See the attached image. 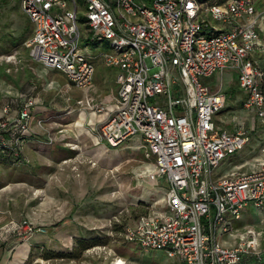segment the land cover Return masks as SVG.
Wrapping results in <instances>:
<instances>
[{"label":"built area","instance_id":"built-area-1","mask_svg":"<svg viewBox=\"0 0 264 264\" xmlns=\"http://www.w3.org/2000/svg\"><path fill=\"white\" fill-rule=\"evenodd\" d=\"M81 1L20 0L32 25L24 45L32 61L79 89L93 86L97 60L116 69L118 106L101 122L99 140L116 148L141 136L144 158L155 167L149 177L165 189L166 207L126 225L125 240L180 264L260 261L261 232L248 228L238 235L235 225L247 207L264 209V145L254 169L241 172L236 165L216 175L251 137L242 121L229 131L219 126L226 95L200 81L235 72L245 94L241 108L264 124V72L251 58L260 40L255 0ZM80 21L91 42L109 41L108 51L97 57L81 52ZM42 104L33 87L0 91V166H24L27 148L52 144L50 135L39 136L43 119L32 125ZM79 104L107 111L93 99ZM21 226L31 235L42 231L28 221ZM227 235L238 244L223 245Z\"/></svg>","mask_w":264,"mask_h":264},{"label":"rangeland","instance_id":"rangeland-1","mask_svg":"<svg viewBox=\"0 0 264 264\" xmlns=\"http://www.w3.org/2000/svg\"><path fill=\"white\" fill-rule=\"evenodd\" d=\"M82 16L85 8L80 11ZM79 26L83 54L97 57L109 50L108 40L91 42L85 23L80 21ZM9 32L16 37L23 33L25 40L32 35L20 0H8L0 6V91L8 84L20 93L33 87L43 104L35 110L32 125L43 119L44 130H39V136L46 139L50 135L53 142L27 148L29 163L24 166H0V257L8 245L30 243L35 234L42 235L37 245L65 251H72L74 239L84 235L100 238L105 245L93 247L74 260H45L39 251L40 257L31 255L26 264H180L162 251L142 249L124 238L126 225L166 208L165 189L149 177L155 167L144 158L141 136L116 148L107 147L99 140V127L92 129L91 115L95 111L79 104L88 98L96 104L112 100L116 96V69L97 60L93 86L73 87L61 73L33 62L24 44L12 47L4 42ZM200 81L226 95V106L216 116L219 126L229 131L236 121H242L251 137L215 174H226L241 164V172L254 169L256 159L263 156L264 124L241 108L245 94L238 86L237 74L226 70ZM23 221L42 231L26 233ZM239 224L238 235L248 228L261 232L264 253V209L247 207ZM222 240L225 246L238 244L233 236ZM251 264H264V255Z\"/></svg>","mask_w":264,"mask_h":264},{"label":"crops","instance_id":"crops-1","mask_svg":"<svg viewBox=\"0 0 264 264\" xmlns=\"http://www.w3.org/2000/svg\"><path fill=\"white\" fill-rule=\"evenodd\" d=\"M255 9H256L255 17L257 19L256 28L259 33L260 40L257 46L255 47V49L253 50V52L251 53V58L254 61V63L264 72V0H255ZM114 82H115V79H114ZM263 88H264V84H263ZM6 89L10 90L13 94L20 93V91L12 88L11 85L9 84L8 86H6ZM115 89H116V96L112 98V100H110L108 103L104 101L102 102L107 106V111H104L103 113H100L98 115L97 113H92L91 115V124L93 126L92 129H95V127H100L101 122L107 118V116L110 114L112 110L117 108L118 106L117 88ZM259 159H261V157ZM257 161L258 159H256V162ZM241 165L244 166V164H241ZM239 223H241V221L237 222L235 225L238 228H239V225H241ZM40 236L42 235H39V234L33 235L30 238L31 240L30 243H27L28 241L27 242L20 241V243H18L17 246H14L13 243L10 246L8 245L7 249L3 251L0 257V264H26V261L31 257V255L38 254V258L40 257L39 251L42 247L49 249L51 251H54V252L65 251L64 249L50 248L43 244L37 245V240ZM89 250L90 249H88L87 251Z\"/></svg>","mask_w":264,"mask_h":264},{"label":"trees","instance_id":"trees-1","mask_svg":"<svg viewBox=\"0 0 264 264\" xmlns=\"http://www.w3.org/2000/svg\"><path fill=\"white\" fill-rule=\"evenodd\" d=\"M7 1L8 0H0V6L7 3ZM22 14L25 15L23 12H22ZM28 28H30L32 30V25H31V22L29 21V19H28ZM22 34L20 36L16 37L12 34V32H9L5 36L3 41L10 44L12 47L19 45V44H24L27 39L25 40V37H23ZM5 51H9V50L6 48ZM124 228H123V230H124ZM99 245H105V241H101L100 238H86V237H84V235L83 236L79 235V237L77 239H74L72 251L54 252V251H51L49 249L42 247L40 249V251L42 252L40 256L45 260H52V259L74 260V259L81 258L83 253L85 251H87L88 249H91V248L99 246Z\"/></svg>","mask_w":264,"mask_h":264}]
</instances>
